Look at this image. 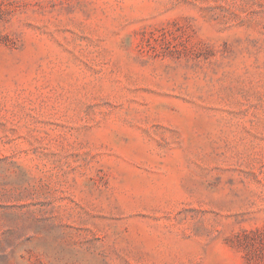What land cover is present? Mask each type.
<instances>
[{"label":"rangeland","instance_id":"obj_1","mask_svg":"<svg viewBox=\"0 0 264 264\" xmlns=\"http://www.w3.org/2000/svg\"><path fill=\"white\" fill-rule=\"evenodd\" d=\"M0 264H264V0H0Z\"/></svg>","mask_w":264,"mask_h":264}]
</instances>
